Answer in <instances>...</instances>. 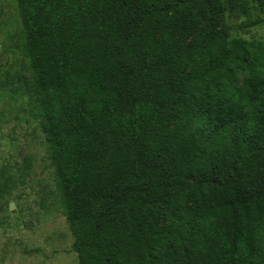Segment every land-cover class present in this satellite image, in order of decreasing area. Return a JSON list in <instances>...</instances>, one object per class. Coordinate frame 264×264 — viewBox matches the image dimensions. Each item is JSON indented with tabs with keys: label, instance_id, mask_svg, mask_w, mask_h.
Segmentation results:
<instances>
[{
	"label": "trees",
	"instance_id": "obj_1",
	"mask_svg": "<svg viewBox=\"0 0 264 264\" xmlns=\"http://www.w3.org/2000/svg\"><path fill=\"white\" fill-rule=\"evenodd\" d=\"M0 99L45 136L79 264H264V0H16Z\"/></svg>",
	"mask_w": 264,
	"mask_h": 264
},
{
	"label": "rangeland",
	"instance_id": "obj_2",
	"mask_svg": "<svg viewBox=\"0 0 264 264\" xmlns=\"http://www.w3.org/2000/svg\"><path fill=\"white\" fill-rule=\"evenodd\" d=\"M260 17L264 10L252 13ZM247 23L232 18V35L264 40V21ZM21 35L16 0H0V68L28 65ZM72 244L45 136L26 103L0 99V264H79Z\"/></svg>",
	"mask_w": 264,
	"mask_h": 264
}]
</instances>
